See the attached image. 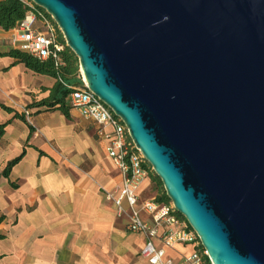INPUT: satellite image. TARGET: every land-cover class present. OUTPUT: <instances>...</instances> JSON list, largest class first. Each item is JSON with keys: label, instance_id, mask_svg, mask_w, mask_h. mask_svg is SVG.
<instances>
[{"label": "water", "instance_id": "1", "mask_svg": "<svg viewBox=\"0 0 264 264\" xmlns=\"http://www.w3.org/2000/svg\"><path fill=\"white\" fill-rule=\"evenodd\" d=\"M211 264H264V0H30Z\"/></svg>", "mask_w": 264, "mask_h": 264}, {"label": "crops", "instance_id": "2", "mask_svg": "<svg viewBox=\"0 0 264 264\" xmlns=\"http://www.w3.org/2000/svg\"><path fill=\"white\" fill-rule=\"evenodd\" d=\"M13 32L0 29V53L16 49ZM54 82L0 55V105L12 110L0 107V124L9 122L0 172L24 153L8 178H0V264H148L140 256L144 238L128 231L104 199L101 188L117 189L121 181L94 123L74 109L66 119L44 107L27 110L25 121L14 118L45 98ZM152 185L149 176L142 180L143 200L157 199ZM199 244L166 247L165 258L182 264L201 251Z\"/></svg>", "mask_w": 264, "mask_h": 264}, {"label": "built area", "instance_id": "3", "mask_svg": "<svg viewBox=\"0 0 264 264\" xmlns=\"http://www.w3.org/2000/svg\"><path fill=\"white\" fill-rule=\"evenodd\" d=\"M23 1L30 10L14 29L16 50L40 61L51 57L60 64L58 54L63 51L64 44L58 41L59 29L55 23L38 18L30 0ZM77 78L80 84L68 87L67 101L82 118L94 123L96 136L106 143V154L120 176L117 189L101 188L104 199L113 206L116 217L125 220L128 231L144 238L140 256L148 264H173L165 258L164 248L194 243L197 241L195 233L184 218L178 216L171 202H158L154 197L141 199L140 185L151 167L129 138L122 121L89 89L80 70ZM23 112L28 115L26 110ZM156 241L163 247H158ZM204 256V251L194 250L182 259V264H204Z\"/></svg>", "mask_w": 264, "mask_h": 264}, {"label": "trees", "instance_id": "4", "mask_svg": "<svg viewBox=\"0 0 264 264\" xmlns=\"http://www.w3.org/2000/svg\"><path fill=\"white\" fill-rule=\"evenodd\" d=\"M30 8L24 3L23 0H0V29L3 31H10L18 27L19 23L24 19ZM33 12L38 18H42L45 21L53 23L52 19L40 8L34 6ZM58 41L64 44V49L58 54L61 59L60 64L55 63L54 58H49L45 61H40L25 52L11 49L6 53H0L1 56H7L16 59V61L22 64L27 70L34 74L44 75L52 78L55 82L53 86L48 89V95L39 100L33 101L25 106V110L32 108H46L48 110L59 111L66 119H70L69 112L72 109L67 101L68 87L80 84V80L77 78L79 74L78 62L75 55L65 46L64 39L58 30ZM2 109L7 112H12L10 108L0 105ZM25 114H15L14 118L25 121ZM9 122L0 124V140L4 135L5 128ZM31 132V128L29 129ZM23 152L16 158L8 161L0 172V178H8L11 169L20 161L23 156ZM148 175L154 184L158 196L157 201L162 203H170V200L165 195L160 180L149 170ZM178 216H180L178 214ZM3 236L0 235V239ZM197 239V237H196ZM198 241V239H197ZM199 242V241H198ZM200 250L204 249L199 244ZM204 264H211L207 256H204Z\"/></svg>", "mask_w": 264, "mask_h": 264}, {"label": "rangeland", "instance_id": "5", "mask_svg": "<svg viewBox=\"0 0 264 264\" xmlns=\"http://www.w3.org/2000/svg\"><path fill=\"white\" fill-rule=\"evenodd\" d=\"M49 23H51V22L49 21ZM53 23H54V22H53ZM148 176H149V175H148ZM151 188H152V189L150 190L151 192L156 191V190L154 189V184L151 186ZM141 198H142V196H141ZM147 198H148V197H147ZM142 199H143V198H142Z\"/></svg>", "mask_w": 264, "mask_h": 264}]
</instances>
